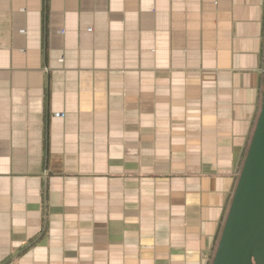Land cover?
Returning <instances> with one entry per match:
<instances>
[{"label":"crops","instance_id":"1","mask_svg":"<svg viewBox=\"0 0 264 264\" xmlns=\"http://www.w3.org/2000/svg\"><path fill=\"white\" fill-rule=\"evenodd\" d=\"M263 89L264 0H0V264H212Z\"/></svg>","mask_w":264,"mask_h":264},{"label":"water","instance_id":"2","mask_svg":"<svg viewBox=\"0 0 264 264\" xmlns=\"http://www.w3.org/2000/svg\"><path fill=\"white\" fill-rule=\"evenodd\" d=\"M212 264H264V89L260 114Z\"/></svg>","mask_w":264,"mask_h":264}]
</instances>
